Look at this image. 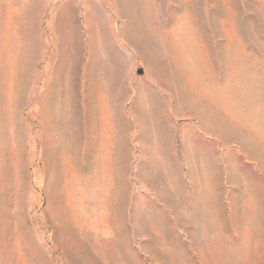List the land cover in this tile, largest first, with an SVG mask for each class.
Instances as JSON below:
<instances>
[{
    "label": "rangeland",
    "instance_id": "rangeland-1",
    "mask_svg": "<svg viewBox=\"0 0 264 264\" xmlns=\"http://www.w3.org/2000/svg\"><path fill=\"white\" fill-rule=\"evenodd\" d=\"M0 264H264V0H0Z\"/></svg>",
    "mask_w": 264,
    "mask_h": 264
}]
</instances>
